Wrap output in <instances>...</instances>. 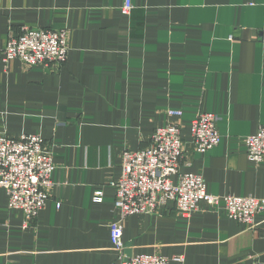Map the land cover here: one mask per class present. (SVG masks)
<instances>
[{
	"label": "crops",
	"instance_id": "1",
	"mask_svg": "<svg viewBox=\"0 0 264 264\" xmlns=\"http://www.w3.org/2000/svg\"><path fill=\"white\" fill-rule=\"evenodd\" d=\"M0 0V132L39 134L53 156L54 186L25 225L0 186V264H112L115 188L123 153L148 146L183 112L181 172L204 177L214 195L264 198V161L246 138L264 125V0ZM68 28L63 66L4 62L10 29ZM218 115L220 143L195 149L191 123ZM176 180V176L173 177ZM103 192L102 200L95 199ZM125 253L181 255L171 264H264V210L255 224L223 205L186 216L170 201L123 221Z\"/></svg>",
	"mask_w": 264,
	"mask_h": 264
},
{
	"label": "built area",
	"instance_id": "2",
	"mask_svg": "<svg viewBox=\"0 0 264 264\" xmlns=\"http://www.w3.org/2000/svg\"><path fill=\"white\" fill-rule=\"evenodd\" d=\"M133 7L131 0H125L121 10L130 14ZM69 34L66 27L11 28L3 51L4 62L19 59L25 67H61L69 57ZM260 38L264 43V29ZM168 113L175 120L158 126L145 148L126 150L120 176L108 182L115 188V207L119 212L118 220L109 226L111 243L117 251V259L112 264H171L184 260L181 255L126 254L123 221L130 215L153 213L173 201L188 216L205 202L211 206L223 205L232 219L253 225L257 214L264 210V198L210 194L202 175L180 171L184 153L183 112L170 109ZM218 119L216 113L208 111L200 112L193 119L191 133L198 152L206 153L220 143ZM246 144L251 161H264V125L246 138ZM54 170L53 156L42 136L30 133L14 138L0 132V186L7 190L9 208L23 211L25 225L33 223L45 208L54 186ZM102 195L98 190L95 199L102 200ZM246 260V264H259L257 254L248 255Z\"/></svg>",
	"mask_w": 264,
	"mask_h": 264
}]
</instances>
